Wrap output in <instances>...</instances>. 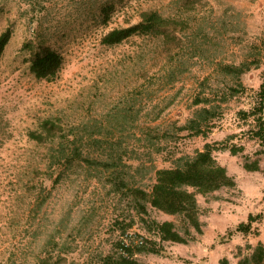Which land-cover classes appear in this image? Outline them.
Instances as JSON below:
<instances>
[{
    "label": "rangeland",
    "instance_id": "obj_1",
    "mask_svg": "<svg viewBox=\"0 0 264 264\" xmlns=\"http://www.w3.org/2000/svg\"><path fill=\"white\" fill-rule=\"evenodd\" d=\"M191 1L0 0V34L14 30L0 68V264H103L126 245L158 241L117 184L125 180L151 192L158 169L195 156L207 143L245 148L237 155L214 153L237 186L199 196L204 233L194 231L195 240L164 242L161 254L136 258L239 264L247 246L260 241L262 232L224 243L222 236L254 206L264 210V145L250 135L254 119L240 114L254 106L264 83V0ZM104 4L113 5L108 24L99 15ZM151 9L185 18L182 38L102 43L109 31ZM34 38L64 56L57 79L32 73L24 45ZM244 63L241 75L224 69ZM197 98L203 103L196 105ZM202 108L215 115L203 125L205 135H196L184 128ZM47 119L60 123L64 134L41 143L33 134L44 132ZM60 141L82 154L62 177ZM246 157L260 159L261 171L247 172ZM145 218L182 227L179 217L151 206Z\"/></svg>",
    "mask_w": 264,
    "mask_h": 264
},
{
    "label": "trees",
    "instance_id": "obj_2",
    "mask_svg": "<svg viewBox=\"0 0 264 264\" xmlns=\"http://www.w3.org/2000/svg\"><path fill=\"white\" fill-rule=\"evenodd\" d=\"M207 4L208 0H198ZM188 0V3H191ZM188 5V4H186ZM187 10L194 8L186 6ZM113 5L104 4L100 7V18L108 24L112 14ZM139 21L131 23L126 27H119L109 31L102 39L107 46H117L135 37L160 38L165 42L175 41L185 34L189 22L185 18H176L165 15L159 10H144L140 13ZM14 30L11 26L0 34V68L4 54L13 38ZM24 49L31 54L30 69L40 80L53 81L58 78L64 64V56L42 38H34L25 43ZM246 64L241 66L226 65L224 69L231 74L241 75L246 71ZM203 99L197 98L195 103L200 105ZM244 119L253 118L256 122L254 130L250 135L253 139L259 140L264 145V83L256 94L254 106L248 111L240 112ZM214 111L211 108L197 110L188 121L184 129L194 131L196 135H205L203 125L208 124L214 118ZM44 132H35L33 135L41 143L50 141V137H63V126L53 119H47L43 123ZM68 136L65 135V138ZM57 157L63 162L65 169L63 173L75 166L76 156H82L78 149L68 152L61 142ZM217 148L220 143H207L203 150L197 152L193 157H183L172 167L158 169L156 171V182L151 192L142 188L129 187L125 180H120V192L126 189L125 197L130 200L131 208L138 213L148 231L158 237L157 240L145 239L135 247L126 245L123 254L107 255L103 258V264H147L136 258L137 253L161 254L163 246L161 243L172 242L188 244L196 239L197 234H203V222L201 220V205L199 196L208 197L224 188L237 186L235 177L230 175L228 168L222 165L215 157L216 150H230L233 155L244 151V147L237 145ZM244 168L249 172L261 171V161L257 159L249 162L248 157L244 162ZM153 207L165 214L180 218L182 227L176 222L148 220L149 207ZM263 218L262 214H250L247 221L229 228L226 235L222 236V243L231 241L238 235L248 236L259 233L260 230L254 226ZM182 228V230H181ZM249 252L241 257L239 264H264V243L259 242L256 246L248 245ZM222 264H229L228 259H223Z\"/></svg>",
    "mask_w": 264,
    "mask_h": 264
},
{
    "label": "crops",
    "instance_id": "obj_3",
    "mask_svg": "<svg viewBox=\"0 0 264 264\" xmlns=\"http://www.w3.org/2000/svg\"><path fill=\"white\" fill-rule=\"evenodd\" d=\"M245 169V168H244ZM247 172H249V171H247ZM258 172V171H257ZM249 173H253V172H249ZM215 193H217V192H215ZM214 193V194H215ZM252 202V201H251ZM257 206V205H256ZM256 206H254V209H251L249 212H248V216H247V219L245 220V221H247L248 220V218H249V216H250V214H254V215H257V214H264V210L262 209V208H257ZM255 225L256 226H258L260 229V232H262V235H260V236H262V237H260V241L259 242H263L264 243V238H263V234H264V216H263V218L261 219V220H259V221H257L256 223H255ZM254 225V226H255ZM211 229V228H210ZM205 232H206V234H208L207 233V229H205ZM259 242H257V244L259 243Z\"/></svg>",
    "mask_w": 264,
    "mask_h": 264
}]
</instances>
